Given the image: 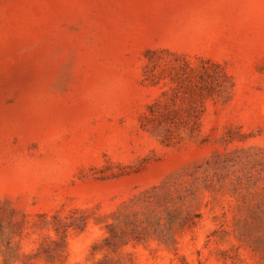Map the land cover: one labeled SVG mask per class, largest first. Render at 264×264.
<instances>
[{
	"label": "rangeland",
	"instance_id": "1",
	"mask_svg": "<svg viewBox=\"0 0 264 264\" xmlns=\"http://www.w3.org/2000/svg\"><path fill=\"white\" fill-rule=\"evenodd\" d=\"M0 264H264V0H0Z\"/></svg>",
	"mask_w": 264,
	"mask_h": 264
}]
</instances>
